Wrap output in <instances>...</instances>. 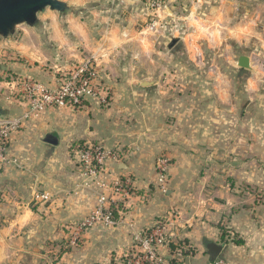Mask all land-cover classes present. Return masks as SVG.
<instances>
[{"label":"crops","instance_id":"obj_1","mask_svg":"<svg viewBox=\"0 0 264 264\" xmlns=\"http://www.w3.org/2000/svg\"><path fill=\"white\" fill-rule=\"evenodd\" d=\"M205 6L211 16L192 10L185 18L184 94L167 87L181 74L157 69L171 62L169 55L157 57L147 41H102L97 21L66 15L59 16V38L47 27L53 37L37 57H52L60 69L93 57L108 104L34 113L18 98L14 80L40 79L42 72L30 67L36 58L28 45L19 44L25 60L7 63L16 77L4 84L9 90L0 86L3 109L21 124L0 166V264H117L157 221L164 260H179L169 245L186 242L194 249L190 264H211L206 245L213 242L222 247L216 260L225 264H264V0H196L197 8ZM249 25L252 34L233 35ZM199 39L209 49L222 43L227 53L205 58ZM240 57L249 70L238 66ZM148 79L152 84L143 87ZM49 136L56 145L45 143ZM76 145L121 150L122 161L107 165L108 179H130L133 187L119 199L115 224H97L67 248L68 226L96 207L97 194L113 198L109 188L79 186ZM160 156L170 162L163 187L156 173ZM43 192L51 201L34 202Z\"/></svg>","mask_w":264,"mask_h":264},{"label":"built area","instance_id":"obj_2","mask_svg":"<svg viewBox=\"0 0 264 264\" xmlns=\"http://www.w3.org/2000/svg\"><path fill=\"white\" fill-rule=\"evenodd\" d=\"M59 74L56 85L42 86L32 84L31 79H20L22 86L21 99L34 113H43L49 109L69 108L82 110L90 103L97 105L108 104V88L103 84L94 60L85 58L79 64L71 65L68 69H58ZM20 120L7 117L0 118V166L6 162L8 142L19 128ZM76 162L84 177V186L92 191L111 189L113 198L110 199L99 193L96 207L81 221L69 225L67 231L69 238L66 247H76L82 235L97 224L113 225L111 205L120 204L119 199L132 190L130 179H108L107 165L113 160L121 162L124 157L121 150L112 151L100 145H76L74 147ZM169 160L160 156L156 160V173L158 184L163 187L167 182ZM82 177V178H83ZM116 197V198H115ZM52 196L48 193H38L33 197L34 202H50ZM164 243L161 222L148 231L142 232L135 240L129 251L118 258L117 264H184V259L164 260L159 256L158 248ZM211 264H225L223 260H216Z\"/></svg>","mask_w":264,"mask_h":264},{"label":"rangeland","instance_id":"obj_3","mask_svg":"<svg viewBox=\"0 0 264 264\" xmlns=\"http://www.w3.org/2000/svg\"><path fill=\"white\" fill-rule=\"evenodd\" d=\"M62 1L73 5L70 0ZM75 6L78 7L79 13L74 17H79L89 24L93 20L99 23L102 41H106V38H109L107 41H147L157 57L169 55L171 62L167 65H163L165 62H160L157 64V69L169 74H181V79L179 80L170 78L171 81L167 84V87L171 88L172 91L184 94V72L189 71L187 60L184 61V56L188 59L187 51L184 50V35L187 33L185 18L192 10L196 12L195 16H211L207 13L209 8H206V6L197 8L196 0H78ZM199 9L202 10L201 13L198 11ZM95 13L97 16H95ZM47 30V26L40 20V26L37 29L30 30L26 26H21L16 31L15 36L9 38L7 42L0 40V63L6 68L8 62L22 63L25 58L21 52L22 49L19 48V44L28 45L29 52L33 53L34 58H36V60L30 59V67L37 72L36 74L42 72L41 75L43 77L39 79V77L33 76L34 78H31L30 82L32 81V84H40L42 86L51 85L55 78L58 79L59 74L57 71L60 68L56 66L52 57L47 58L48 60L37 57L42 52L41 50L47 47L46 41H51L53 37L51 31L46 32ZM188 32L193 34L190 29ZM170 41H175L171 50L168 49ZM221 42L225 43L226 41L223 40ZM207 43L209 42L206 39H199L198 41L200 50L205 58L208 57L210 59L213 51L220 50L221 55L225 51L222 43L221 45L212 46L210 49L207 47ZM31 45L32 48H30ZM88 58L94 60L93 57L89 56ZM79 62L81 61L74 62V65L79 64ZM188 62L190 61L188 60ZM220 66L221 68H228L226 64H221ZM150 74L155 75L154 68L151 69ZM15 77L13 74H8L7 70L0 72V86L2 84L4 90H9V86H4V84H6L8 79ZM147 81L153 82L151 79ZM14 82L17 83L14 89L19 87L17 95L20 98L19 94L22 91V86H20L21 84L19 85L18 80L17 82L14 80ZM0 105L4 107L5 103L0 100ZM7 117L8 114L6 112L1 118ZM79 186L87 189L84 186V177L81 178ZM250 194L262 198V193L252 192ZM98 196L99 194H97ZM125 196L120 197L121 200Z\"/></svg>","mask_w":264,"mask_h":264},{"label":"water","instance_id":"obj_4","mask_svg":"<svg viewBox=\"0 0 264 264\" xmlns=\"http://www.w3.org/2000/svg\"><path fill=\"white\" fill-rule=\"evenodd\" d=\"M51 5L53 9L60 11L59 16L69 15L66 12L67 7H73L65 1L57 0L53 3V0H0V40L7 42L9 38L15 36L16 31L21 26L27 28L37 29L40 26V13L44 10L47 11L48 6ZM79 13L78 7H74L72 16ZM175 41H172L174 43ZM240 68L249 70L248 59L246 57H240L237 61ZM7 70L3 64L0 63V72ZM151 81H145L142 83L143 87L150 86ZM6 114V111L0 105V118ZM45 143L50 145H56V139L49 136L45 139ZM222 247L217 243L209 242L206 245V250L209 255L210 262H214ZM185 264H190L186 259Z\"/></svg>","mask_w":264,"mask_h":264},{"label":"clouds","instance_id":"obj_5","mask_svg":"<svg viewBox=\"0 0 264 264\" xmlns=\"http://www.w3.org/2000/svg\"><path fill=\"white\" fill-rule=\"evenodd\" d=\"M57 2V0H53V3ZM73 4V7H67L66 12L71 15L73 13V9L75 5L78 3V0H70ZM48 11H42L40 13V17L42 18L43 23L53 32V34L59 38L61 33V26L59 20L60 11L53 9L51 5L48 6ZM253 27L249 25L243 29L237 30L233 33L234 36H240L241 34H252ZM145 50H147V46H145Z\"/></svg>","mask_w":264,"mask_h":264},{"label":"trees","instance_id":"obj_6","mask_svg":"<svg viewBox=\"0 0 264 264\" xmlns=\"http://www.w3.org/2000/svg\"><path fill=\"white\" fill-rule=\"evenodd\" d=\"M109 209L111 210L112 220L116 222L120 218L122 212L120 204L111 205ZM241 243V240L236 241V244L238 245ZM169 248L171 254L181 256L183 259H188L189 257L194 256V249H192V247L186 242L170 244Z\"/></svg>","mask_w":264,"mask_h":264}]
</instances>
